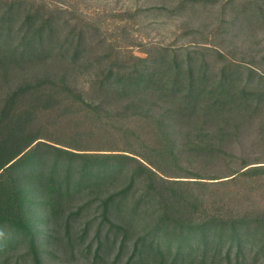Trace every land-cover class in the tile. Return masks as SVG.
Segmentation results:
<instances>
[{
	"label": "trees",
	"instance_id": "16d2710c",
	"mask_svg": "<svg viewBox=\"0 0 264 264\" xmlns=\"http://www.w3.org/2000/svg\"><path fill=\"white\" fill-rule=\"evenodd\" d=\"M219 3L232 11L229 24L264 21V0H180L175 11L201 17L197 8ZM16 6L0 2V90L12 70L39 73L0 106V264L23 244L25 260L43 264L51 251L39 223L69 234L85 192L100 209L89 264H246L264 253V208L247 205L254 188L243 187L264 182V161L231 149L248 125L264 128V68L221 48L217 26L137 55L108 46L100 18L73 16L72 25L33 5L20 19ZM94 38L106 52L92 60ZM57 109L74 131L88 122L81 143L34 128L38 113ZM184 153L201 169L184 167Z\"/></svg>",
	"mask_w": 264,
	"mask_h": 264
},
{
	"label": "rangeland",
	"instance_id": "374dc122",
	"mask_svg": "<svg viewBox=\"0 0 264 264\" xmlns=\"http://www.w3.org/2000/svg\"><path fill=\"white\" fill-rule=\"evenodd\" d=\"M180 0H0L4 9L11 4H16L14 12L24 18L26 11L33 8V5L43 6L45 11L59 12L57 15L61 21L70 20V23L76 24L77 19L73 16L83 17L88 20L89 17L97 20L100 18L103 31L107 33V43L113 44L118 48H123L137 55H144L142 49L149 46L152 42L167 43H186L195 41L196 38L187 35L185 31L205 30L210 31L212 27L217 26V43L220 47L234 55L235 58L247 57L254 61L255 65L264 68V21L254 24L255 28L250 30L249 26L240 24V20L234 24H229L232 11L228 7L224 12L217 5L208 9L197 8L201 17H196L197 13L192 11L189 6L187 12L177 13L175 6ZM222 3V2H221ZM74 13V15L72 14ZM202 18V19H201ZM226 21L224 23L221 22ZM211 25V26H209ZM108 29V30H107ZM215 33V34H216ZM98 39L94 38L93 46H96ZM144 43V46H141ZM107 46V47H108ZM108 49V48H106ZM96 52L92 56L95 59L97 53L106 52L102 46H96ZM103 50V51H102ZM213 57V56H211ZM249 61V60H248ZM39 73L37 68H18L12 70L9 74L10 88L0 90V106L5 96L17 85L24 82L26 78L31 80ZM42 73V71H40ZM38 76V75H37ZM66 109V107H63ZM63 109L41 111L35 117L34 128L42 132L47 138L61 143H81L77 140L78 132H87V125L81 123V129L74 131L72 119L61 116ZM83 128V129H82ZM35 129V130H36ZM88 133V132H87ZM89 134V133H88ZM80 138V137H79ZM88 139V136H84ZM82 143H87L86 140ZM85 145V144H84ZM232 152L238 157H250L252 161H264V128L260 120L244 130L237 142L231 146ZM235 156V157H236ZM258 160H254L257 159ZM204 159V158H203ZM260 159V160H259ZM199 157L186 155L182 156L181 163L184 167L201 169ZM236 164V162H235ZM234 164V165H235ZM205 166V165H202ZM215 169V167H211ZM206 169V167L204 168ZM240 187V186H239ZM234 188V189H239ZM247 189L254 188L249 194L247 205L264 208V182L243 185ZM242 187V189H243ZM82 198L76 199L72 204V209L76 210L80 205H87L81 211L76 220L71 222L69 234L72 240L66 235V227L61 226L57 232L52 229L49 222L39 223L38 239L41 240L44 248L51 252L43 255V264H89L96 247V226L100 219V209L98 201L90 200L95 198L94 194H86ZM42 215V213H40ZM90 221L92 225L84 231L85 224ZM51 233H56V237L49 238ZM48 240V241H47ZM93 243L91 248L90 244ZM73 245V247L71 246ZM25 247L18 245L7 259V264H32L24 258ZM130 249L123 256L126 260ZM246 264H264V253L247 254ZM4 259V257H2Z\"/></svg>",
	"mask_w": 264,
	"mask_h": 264
}]
</instances>
